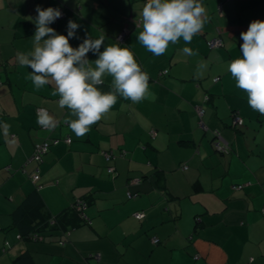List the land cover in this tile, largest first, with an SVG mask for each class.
<instances>
[{
	"label": "crops",
	"instance_id": "obj_1",
	"mask_svg": "<svg viewBox=\"0 0 264 264\" xmlns=\"http://www.w3.org/2000/svg\"><path fill=\"white\" fill-rule=\"evenodd\" d=\"M201 2L203 30L155 56L137 41L147 0H0V264H19L24 253L31 264H264V115L227 70L242 56L241 32L264 21V0ZM37 6L64 12L49 25L57 34L67 35L69 20L79 25L74 48L100 37L101 51L128 47L149 75V97L118 96L77 138L54 84L37 91L17 60L33 50ZM215 38L222 44L212 47ZM111 82L106 75L98 87L108 92ZM40 108L54 129L37 123ZM45 140L51 147L37 161ZM34 192L39 206L28 202ZM80 199L88 221L62 236L22 237L23 225L40 227Z\"/></svg>",
	"mask_w": 264,
	"mask_h": 264
},
{
	"label": "clouds",
	"instance_id": "obj_2",
	"mask_svg": "<svg viewBox=\"0 0 264 264\" xmlns=\"http://www.w3.org/2000/svg\"><path fill=\"white\" fill-rule=\"evenodd\" d=\"M36 12L33 50L18 53L17 60L22 67L31 69L27 78L37 91L54 84L52 95H59V107H66L75 117L64 122L77 138L85 136L92 125L110 112L118 96L133 103L149 97V75L141 69L128 47L112 44L101 51L104 37H100L86 38L74 48L69 39H78L77 23L69 20L67 35L57 34L49 25L62 16L61 11L37 6ZM140 17L137 26H142V30L137 41L155 56L165 54L169 45L179 43L181 38L185 44H190L207 20L201 0H147ZM240 38L242 56L232 60L227 70L236 87L246 92L248 105L264 115V21H252ZM182 51L186 55H198L190 47ZM89 52L98 58L89 61ZM205 68L201 63L197 75H202ZM106 75L112 77L111 90L102 92L98 86L104 83ZM37 123L52 130L58 122L47 109L40 108Z\"/></svg>",
	"mask_w": 264,
	"mask_h": 264
},
{
	"label": "trees",
	"instance_id": "obj_3",
	"mask_svg": "<svg viewBox=\"0 0 264 264\" xmlns=\"http://www.w3.org/2000/svg\"><path fill=\"white\" fill-rule=\"evenodd\" d=\"M85 201V200H84ZM29 203L39 206L41 204V199L38 193H32L28 199ZM86 202V201H85ZM77 204L75 203L71 208L65 209L60 214L54 216L52 219L45 218V221L40 223V227L33 225H23L22 226V237L34 238V237H49V236H62L66 234V230L69 226H77L81 221L86 222L82 217L81 212L77 211ZM23 210L20 209L16 212L18 219H20ZM32 255L29 253H24L19 258V264H31Z\"/></svg>",
	"mask_w": 264,
	"mask_h": 264
},
{
	"label": "built area",
	"instance_id": "obj_4",
	"mask_svg": "<svg viewBox=\"0 0 264 264\" xmlns=\"http://www.w3.org/2000/svg\"><path fill=\"white\" fill-rule=\"evenodd\" d=\"M60 11L62 13V16L61 17H63L64 16V12L62 10H60ZM123 36L124 35H122L121 38H123ZM221 44H222V40L220 38H215V39H213V40L210 41V45L212 47H217V46H219ZM216 80H218V79H216ZM239 119H240L239 117H236L235 118V121H237ZM41 128H43V127H41ZM43 129H46V128H43ZM66 141L70 143L71 142V138L70 137H67L66 138ZM50 147H51V141H49V140H45V141H43L41 143H37L35 145V150L33 152V159H35L37 161H42L43 155L49 150ZM105 158L108 161H110L111 159H113L112 153L105 152ZM108 172L111 173V174H113L114 173V168L112 166H110L108 168ZM34 179L38 180L39 179V175L34 176ZM76 204L78 205L77 206V211L81 212L82 217L84 218L85 221H88L89 220V217L85 213V208L87 207V203L83 199H80V200H78L76 202ZM137 215L138 216H142L141 213H137Z\"/></svg>",
	"mask_w": 264,
	"mask_h": 264
},
{
	"label": "water",
	"instance_id": "obj_5",
	"mask_svg": "<svg viewBox=\"0 0 264 264\" xmlns=\"http://www.w3.org/2000/svg\"><path fill=\"white\" fill-rule=\"evenodd\" d=\"M219 137H220V139H223V140H224V138H223V136H222V135H219Z\"/></svg>",
	"mask_w": 264,
	"mask_h": 264
}]
</instances>
